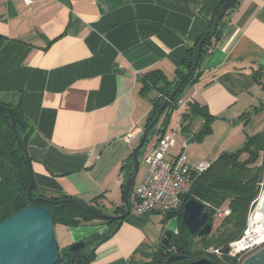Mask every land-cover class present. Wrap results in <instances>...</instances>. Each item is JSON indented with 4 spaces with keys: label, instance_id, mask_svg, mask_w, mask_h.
<instances>
[{
    "label": "crops",
    "instance_id": "1",
    "mask_svg": "<svg viewBox=\"0 0 264 264\" xmlns=\"http://www.w3.org/2000/svg\"><path fill=\"white\" fill-rule=\"evenodd\" d=\"M221 1L34 0L27 5L0 0V102L21 105L34 127L28 154L40 193L86 202L98 197L95 203L104 211L124 214L119 207L132 154L161 95L158 86L144 90L143 75L156 70L175 79ZM234 4L220 38L206 49L200 73L182 96L188 103L172 114L166 132L182 114L189 127L168 159L187 141L189 164L214 161L264 131V0ZM190 101L210 113L207 132L202 133L205 117L193 115ZM133 130L134 138L126 141ZM160 135L149 132L138 155L145 158ZM144 165L135 185L147 173ZM131 191V208L122 220L55 224L59 247L99 237L89 245L95 252L88 264H148L164 232L178 233L180 219L170 216L151 228L147 216L160 211L137 214Z\"/></svg>",
    "mask_w": 264,
    "mask_h": 264
},
{
    "label": "trees",
    "instance_id": "2",
    "mask_svg": "<svg viewBox=\"0 0 264 264\" xmlns=\"http://www.w3.org/2000/svg\"><path fill=\"white\" fill-rule=\"evenodd\" d=\"M225 1L226 0H222L220 2L206 32L197 39L193 47L189 48L188 54L184 60V67L178 70L175 79L168 80L156 70L150 71V73L147 72L143 75L145 81L144 90L152 85L158 86V89L161 91V95L154 100L153 108L146 118V127H148L155 118L159 107L165 99L169 97L172 92L177 90L174 100L162 113L163 117L161 115V124L154 125L150 130V134L153 135L158 132L161 134L160 136H162L166 133L172 114L176 109L177 100L185 94L190 84L195 81L200 73L199 67L201 61L204 54L207 53L205 47L214 46L220 38L225 23L224 18L226 14L229 13V10L235 6L234 2L236 0H232L231 5L220 20L217 33L211 40L205 42L198 68L181 84L182 78L191 70L195 62L199 43L205 36L211 34L215 20ZM254 75L256 76V73H254ZM189 104L194 113L193 115L200 114L205 117V125L202 133L205 131L207 132V130L210 129V113L205 106H199L194 101H190ZM9 111H11V114ZM11 117L14 119L19 140L24 149L21 147L11 126ZM188 127L189 124H186V117L182 114V131ZM33 131L34 127L29 122L21 105L0 102V222L10 214L25 207L30 202L35 205L49 206L55 224L62 223L65 225L78 226L90 223L94 219H99L92 210L85 206V204H89L98 211L105 213L103 208L95 203L98 197L93 198L90 202H86L75 196L49 198L45 197L37 190L32 169V158L28 154V141ZM148 140L149 136L145 144ZM141 150L142 149H139L138 153ZM263 151L264 131H260L254 135H250L241 148L232 152L221 153L207 170L193 173L192 183L184 197L186 199L195 198L206 204L210 214V220L212 221L215 220L218 211L223 210L225 206L230 208V213L222 218L221 222L210 234L198 236L191 235L182 222L183 208L176 211L165 212L166 218L177 215L180 219L179 231L177 234L172 235L169 248L179 254H183L184 259L178 262L168 263L166 256H164L159 249L148 264H182L204 256L215 258L222 264H238L234 257L228 255V248L232 241L242 236L247 226L251 202L258 195V183L264 176V162L259 163V158ZM244 153H247L246 158H242V154ZM131 169L130 175H132L134 171V160ZM32 182L33 190L30 197L28 191ZM131 192L129 194V209L131 208ZM41 197L43 199H39ZM79 201H82L84 204ZM119 208L123 210V213L128 212L125 204H122ZM105 222H112V220H105ZM98 239L99 237H93L87 240V242L90 245ZM210 247L220 248L223 252V256L218 257L216 254L209 252L208 249ZM93 251L95 252V249ZM93 258L94 253L90 257V260Z\"/></svg>",
    "mask_w": 264,
    "mask_h": 264
},
{
    "label": "water",
    "instance_id": "3",
    "mask_svg": "<svg viewBox=\"0 0 264 264\" xmlns=\"http://www.w3.org/2000/svg\"><path fill=\"white\" fill-rule=\"evenodd\" d=\"M232 0H226L222 6L221 11L214 23V28L211 34L205 36L199 43V49L195 62L185 76L181 80L184 83L198 68L201 53L205 42L217 33L219 29V22L226 13ZM208 49V47H205ZM193 82L190 84L192 85ZM177 90L172 92L169 97L161 104L158 112L148 127L145 128L141 141L138 147L133 152L134 157V171L133 174L126 180L124 188V204L128 209L124 214H108L98 211L89 204H85L87 208L93 211L97 217L106 220H122L129 213V194L136 183V178L139 171L138 151L145 144L151 128L159 124L162 113L174 100ZM11 111H9L10 113ZM11 114V113H10ZM11 126L19 140L18 131L13 117L10 118ZM21 147L24 149L21 141ZM33 190V182L29 187L28 194L31 197ZM39 199H43L42 197ZM83 203L82 201H79ZM84 204V203H83ZM261 211L264 216V201L262 202ZM182 221L185 224L191 235H207L213 230V221L210 220V214L207 210L206 204L202 201L190 198L186 199L183 207ZM172 231L166 230L161 242L160 252L166 256L168 263L178 262L184 259L183 254L172 252L168 247ZM86 247L84 240L74 242L67 248L59 247L55 235V223L51 213L50 207L47 205H35L28 203L25 207L10 214L0 222V264H75L82 261V257H78V253ZM88 264V262H84ZM182 264H222L219 260L204 256L199 259L182 263ZM243 264H264V246L257 250L252 255L248 256Z\"/></svg>",
    "mask_w": 264,
    "mask_h": 264
},
{
    "label": "built area",
    "instance_id": "4",
    "mask_svg": "<svg viewBox=\"0 0 264 264\" xmlns=\"http://www.w3.org/2000/svg\"><path fill=\"white\" fill-rule=\"evenodd\" d=\"M25 4L31 5L34 0H23ZM187 100L179 98L175 111L179 112L186 104ZM182 134V120L178 121L176 127L170 132L163 134L157 147L148 151L144 162L147 173L144 179L133 187L134 211L137 214H147L154 211L168 212L180 210L184 207L186 198L184 195L192 183V174L207 170L213 163L212 160H202L195 165L188 162V155L185 150L187 141L182 143L180 152L168 159L169 151L177 146L178 138ZM135 131L129 132L125 136L126 141L132 140ZM259 192L251 202L247 226L242 236L229 244L228 255L234 257L238 264H243L244 260L264 246V242L252 241V216L261 209L264 198V176L258 183ZM230 213V209L219 210L218 215L225 217ZM172 252L174 250H171ZM209 252L218 257L223 256L220 248L210 247ZM175 252V251H174Z\"/></svg>",
    "mask_w": 264,
    "mask_h": 264
},
{
    "label": "rangeland",
    "instance_id": "5",
    "mask_svg": "<svg viewBox=\"0 0 264 264\" xmlns=\"http://www.w3.org/2000/svg\"><path fill=\"white\" fill-rule=\"evenodd\" d=\"M172 121V120H171ZM170 121V122H171ZM175 122V118H173V123ZM187 152V151H186ZM138 160H139V171H141L140 173H139V177H138V179L137 180H139L140 179V177L142 176V174H143V168L145 167V165H144V158H143V154L142 153H140L139 155H138ZM135 163V162H134ZM198 163V162H197ZM196 163V164H197ZM138 171V172H139ZM133 211H134V209H133ZM105 213H108V211H106L105 210ZM108 214H111L110 212L108 213ZM149 219L147 220V221H149V226L152 228V226H154V225H159V221H161V219H163V220H165V218H166V216H165V213L164 212H159V213H157V214H153V215H151L150 217L149 216H147ZM178 220V218L176 217V216H174L171 220ZM221 220H222V217H220L219 215L218 216H216V218H215V220L213 221L214 222V225H213V231L215 230V228H216V226L221 222ZM58 264H64V263H58Z\"/></svg>",
    "mask_w": 264,
    "mask_h": 264
},
{
    "label": "bare ground",
    "instance_id": "6",
    "mask_svg": "<svg viewBox=\"0 0 264 264\" xmlns=\"http://www.w3.org/2000/svg\"><path fill=\"white\" fill-rule=\"evenodd\" d=\"M252 219V241L262 243L264 242V216L261 209L257 210Z\"/></svg>",
    "mask_w": 264,
    "mask_h": 264
},
{
    "label": "flooded vegetation",
    "instance_id": "7",
    "mask_svg": "<svg viewBox=\"0 0 264 264\" xmlns=\"http://www.w3.org/2000/svg\"><path fill=\"white\" fill-rule=\"evenodd\" d=\"M171 238H172V236H171ZM171 238H170V240H171ZM85 242H86V247L78 253V257H82L83 259L80 263H75V264H84V262H86V261L89 263L90 257L94 253L93 247L89 246L87 240Z\"/></svg>",
    "mask_w": 264,
    "mask_h": 264
}]
</instances>
